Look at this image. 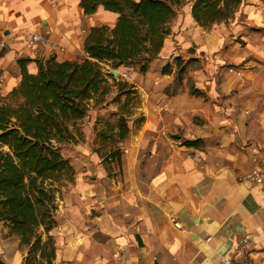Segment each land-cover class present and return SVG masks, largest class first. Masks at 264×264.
I'll return each mask as SVG.
<instances>
[{
  "label": "crops",
  "instance_id": "0c3cea01",
  "mask_svg": "<svg viewBox=\"0 0 264 264\" xmlns=\"http://www.w3.org/2000/svg\"><path fill=\"white\" fill-rule=\"evenodd\" d=\"M56 1L54 6L50 0H0L4 95L20 82L21 57L85 56L86 34L74 26L75 14L93 18L88 31L107 24L94 19L100 12L110 25L117 19L102 7L85 16L79 0ZM248 1L258 7L238 24L235 32L243 41L198 46L212 59L209 84L195 89L201 96L166 92L172 75L162 69L179 49L165 42L149 72V84L158 79V85L147 94L144 121L130 125L120 168L109 173L88 143L89 164L59 194L58 224L50 232L53 264H222V258L264 264V188L242 180L253 168V153L264 154V0ZM184 21L175 36L181 41L170 38L172 25L168 36L182 46L196 42L191 10ZM32 33H46L51 44L34 51L25 42ZM27 68L36 72V62ZM184 139L202 142L187 147ZM9 245L12 253L19 238L12 236ZM17 253L12 258L22 264Z\"/></svg>",
  "mask_w": 264,
  "mask_h": 264
},
{
  "label": "trees",
  "instance_id": "16d2710c",
  "mask_svg": "<svg viewBox=\"0 0 264 264\" xmlns=\"http://www.w3.org/2000/svg\"><path fill=\"white\" fill-rule=\"evenodd\" d=\"M186 0H79L85 16L98 9L114 13L113 25L93 26L86 32L82 60L59 61L55 55L18 59L20 82L8 94L0 85V222L9 236L19 238L28 250L24 264H53L55 241L50 232L57 226L56 213L62 188L74 181L75 169L62 147L84 141L81 123L92 109L108 105L113 89L116 113L97 119L93 151L108 172L121 167L122 143L130 134L140 97L133 85L105 69L141 64L146 73L158 58L177 8ZM245 0H194L191 15L205 29L234 18ZM35 61L37 70L28 71ZM179 66L181 59H176ZM171 65L162 72L168 74ZM1 83V82H0ZM192 95L201 96L199 90ZM201 140L184 139L187 147ZM0 264H7L0 257Z\"/></svg>",
  "mask_w": 264,
  "mask_h": 264
},
{
  "label": "rangeland",
  "instance_id": "374dc122",
  "mask_svg": "<svg viewBox=\"0 0 264 264\" xmlns=\"http://www.w3.org/2000/svg\"><path fill=\"white\" fill-rule=\"evenodd\" d=\"M193 2L194 0H186L181 6L177 8L176 18L171 24L174 30H172L173 32L170 35L171 36L170 38H172L175 41H181L180 39L179 40L176 39L175 36L178 35L177 30L181 28V24L182 23L184 24L185 22L184 19H186V14L188 13V10H191ZM257 7H258L257 3L250 4L248 0H245L244 3L238 9V11L235 13L233 19L227 22L215 24L211 26L209 29L200 27L194 21L195 24H194V29L192 28L194 30L192 41H196L195 43L193 42L192 44H187V45L185 44L182 46L183 43L181 42L176 43L175 41H171V39L167 37L168 39H166L165 42L166 41L169 43L172 42V45L176 46V48L179 49V51L174 49L170 55L171 62L169 61V64L171 65L170 74L172 75V81L169 84V86L166 88V92L169 95L178 94L182 92H188L191 94V92L195 90L196 87H200L201 85L200 83H204L205 85H208L209 79L207 78V73L210 68L208 62L212 59L209 56L207 57V53L202 50L205 48H199L198 46L202 44V41H227V40L243 41V38L240 35H238V33L235 31L236 29H239L238 24H243L244 21H247V17H249L252 13H254L257 10ZM100 13L94 19H96L98 23L104 21L107 22V25H110L109 18L107 16L104 17ZM74 17L76 21L74 26L78 28L77 30L79 32H81L83 29L88 31L89 26L94 23L93 21H91V19H93L92 17L89 18V21L83 18L81 14H75ZM179 44L181 45V48L180 47L178 48ZM33 50L40 53L39 48H34ZM51 55L54 54L50 53L48 56ZM158 57H160V55ZM83 58L84 57L79 56L78 60H82ZM178 58L181 59V64L179 66L176 63V59ZM214 63H216L215 60ZM140 67L141 64H135L132 66H121L117 69H112L110 67L105 68L108 69L111 73L113 70H117L119 73L117 78L122 81H127L128 83L133 85L137 90L141 102L140 108L136 114L137 117L140 114H142L144 111L143 108L146 99L148 97L147 95L148 92L150 91L151 88L153 89V87H156L158 85V79L154 81L152 85L149 84L148 82V80H150L149 79L150 68L146 73H143L140 71ZM203 73L206 75L204 76ZM158 76H160V73L158 74ZM219 79L220 78H217L216 82H218ZM116 96H117V89L114 88L112 93L108 97L107 100L108 105H105L100 108L92 109L88 117L83 120V122L81 123V129L84 134V141L79 142L77 144H68L62 147L63 155L70 160L71 164L75 169L74 178L76 177V175L82 169L83 166L89 164L87 157H85L86 155L85 150L89 149L87 148L88 143L91 144L93 149V142L96 139V133L94 131V127L96 125L97 119L100 117L108 118L111 115V113H116L117 105L112 102ZM131 124L132 121L130 122V125ZM132 128L135 129V127ZM96 162L97 160L93 161V163ZM114 168L112 169L116 170L118 167L116 166ZM11 238L12 237L9 236V232L6 224L0 222V257L7 264H16L14 261L15 259H13L12 256H13V252H16V254L19 256V254L17 253L19 252L20 257L23 258L22 264H24V259L28 254V250L25 248H20V246L18 245V247L14 248L13 249L14 251L11 253L10 251L11 246L9 245V240Z\"/></svg>",
  "mask_w": 264,
  "mask_h": 264
},
{
  "label": "built area",
  "instance_id": "2783aa9c",
  "mask_svg": "<svg viewBox=\"0 0 264 264\" xmlns=\"http://www.w3.org/2000/svg\"><path fill=\"white\" fill-rule=\"evenodd\" d=\"M50 3L54 6L57 5L56 0H50ZM86 32L87 31L83 29L81 31V34L85 35ZM25 42L27 46L34 47V48L51 44V41H49V37L46 33H32L26 38ZM4 49H5V46L0 42V56ZM253 163H254L253 168L251 169V171H249L242 177V180L246 181L247 183H249L250 185L254 187L264 188V154H261L259 152H254L253 153ZM247 240H248V237H246L245 240H243L242 242H246ZM239 247H240V244L236 247V249H238ZM154 259L156 258L154 257ZM221 263L229 264L226 258H222Z\"/></svg>",
  "mask_w": 264,
  "mask_h": 264
},
{
  "label": "water",
  "instance_id": "95a60500",
  "mask_svg": "<svg viewBox=\"0 0 264 264\" xmlns=\"http://www.w3.org/2000/svg\"><path fill=\"white\" fill-rule=\"evenodd\" d=\"M118 74H119V73H118V71H117V70H113V71H112V75H113L114 77H117V76H118Z\"/></svg>",
  "mask_w": 264,
  "mask_h": 264
},
{
  "label": "bare ground",
  "instance_id": "6f19581e",
  "mask_svg": "<svg viewBox=\"0 0 264 264\" xmlns=\"http://www.w3.org/2000/svg\"><path fill=\"white\" fill-rule=\"evenodd\" d=\"M158 108V107H157ZM124 252V251H123Z\"/></svg>",
  "mask_w": 264,
  "mask_h": 264
}]
</instances>
